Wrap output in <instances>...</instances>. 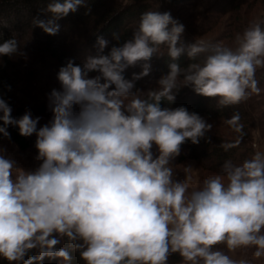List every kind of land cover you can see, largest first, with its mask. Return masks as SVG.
I'll return each instance as SVG.
<instances>
[{
	"label": "clouds",
	"instance_id": "1",
	"mask_svg": "<svg viewBox=\"0 0 264 264\" xmlns=\"http://www.w3.org/2000/svg\"><path fill=\"white\" fill-rule=\"evenodd\" d=\"M80 7L87 0H49L41 12L50 18L35 17L32 24L56 36L58 22ZM184 32L170 11L148 10L131 38L107 54L109 42L98 37L96 55L60 67L61 87L47 96L52 119L43 126L30 110L15 118L0 97V136L11 140L10 127L22 137L35 135L40 162L25 170L0 148V258L70 264L71 249L85 264H167L174 253L185 264H252L220 245L228 253L253 249L254 258L264 257V151L240 164L226 161L220 173L191 188L193 168L177 180L173 162L185 143L199 144L213 125L184 106L171 107L184 88L219 107L259 94L264 22H250L231 47L204 39L185 45ZM162 46L168 72L156 87L138 89L136 81L151 74L150 61ZM24 55L16 33L0 43V57ZM185 55L193 62L181 67ZM138 65L142 71L127 79L126 71ZM239 120L235 113L227 122L240 132ZM64 240L67 247L60 246Z\"/></svg>",
	"mask_w": 264,
	"mask_h": 264
},
{
	"label": "trees",
	"instance_id": "2",
	"mask_svg": "<svg viewBox=\"0 0 264 264\" xmlns=\"http://www.w3.org/2000/svg\"><path fill=\"white\" fill-rule=\"evenodd\" d=\"M198 1V0H161V9L158 10L155 0H87V7H80L77 12L70 13L61 19L60 31L56 36L46 34L42 29L33 26L32 20L38 17L41 20L50 18L49 14L41 12L45 9L49 0H0V43L12 38L17 34L24 56L0 57V97L5 99L14 109L12 115L19 119L22 113L16 109V100L22 84H30L35 79L36 69L34 64L40 63L43 67L55 68L57 73L61 66L73 60L80 65L88 55L97 54V38L107 40L108 48L105 54L113 46H119L131 38L133 30L138 26L141 14L148 10L161 12ZM264 4V0H261ZM241 0H226L223 13H229L240 9ZM89 9L91 10L89 12ZM4 22L7 23L5 26ZM260 22H264V15ZM114 33L120 34V41L114 39ZM181 41L185 45L195 43L196 38L191 35H183ZM161 56H153L151 74L136 81V87L147 91L156 87V81L168 72V64L171 62L167 55V47L160 49ZM203 56L198 57L202 61ZM187 56H182L178 63L181 67H187L192 63ZM142 71L140 65L129 68L125 76L131 79L133 73ZM94 75V74H93ZM256 79L260 89L264 88V69L256 73ZM9 87L11 90L9 91ZM162 106L168 107L167 103ZM184 106L190 112L198 113L213 125L212 131L206 133V138L200 143L193 145L188 141L182 146L180 162L194 160L200 169L213 174L221 171L222 165L231 160L234 164H240L245 159L251 158L256 149L253 132L256 130L254 103L251 98L246 102L228 107H219L216 99L197 95L190 88L182 89L177 95L176 101L171 107ZM238 113L242 125L240 132L227 121ZM214 127L218 128L215 129ZM11 140L9 143L16 146L20 151L34 149L35 144L30 137H22L17 127H10ZM210 141V142H209ZM237 141L239 143L237 144ZM228 145H236L228 148ZM67 247V240L60 245ZM224 251L223 245L219 246ZM71 251L70 264H85L79 253ZM183 258L178 254H171L167 264H181ZM0 264L8 262L0 258ZM43 264H66L63 260L45 259Z\"/></svg>",
	"mask_w": 264,
	"mask_h": 264
},
{
	"label": "rangeland",
	"instance_id": "3",
	"mask_svg": "<svg viewBox=\"0 0 264 264\" xmlns=\"http://www.w3.org/2000/svg\"><path fill=\"white\" fill-rule=\"evenodd\" d=\"M225 1L198 0L185 5V7L171 9L170 12L175 19L185 25L183 35H191L196 39L213 42L222 41L225 46L231 47L237 33H242L250 22L261 21L264 15V4L261 0H241L238 12L223 13L221 7H224ZM159 3L161 5V0H155L156 7ZM161 7L157 9L160 10ZM34 67L36 69L35 79L30 84L25 83L20 87L16 109L21 111L22 116L30 110L33 118L40 117L38 125L40 127L52 119V113L48 109V94L52 89L59 90L61 86L55 68L43 67L40 63L34 64ZM250 98L255 107L253 112L256 119V130L253 132L254 145L257 146L255 149L264 151V88L259 94H253ZM30 138L35 144L36 136L33 135ZM0 148L6 149L5 155L15 160L18 167L31 171L39 166L40 162L35 159L38 155L36 148L20 151L2 136H0ZM173 166L174 178L181 181L185 176V167L193 168L189 173L191 188L202 186L205 179L215 175L200 169L194 160L180 162L177 157ZM223 249L235 259L247 258L252 261V264H264V257L259 259L253 257V249H239L235 253H228L225 246ZM181 264H185V262Z\"/></svg>",
	"mask_w": 264,
	"mask_h": 264
}]
</instances>
